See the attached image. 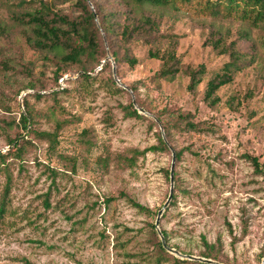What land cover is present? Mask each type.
Instances as JSON below:
<instances>
[{
    "label": "rangeland",
    "instance_id": "obj_1",
    "mask_svg": "<svg viewBox=\"0 0 264 264\" xmlns=\"http://www.w3.org/2000/svg\"><path fill=\"white\" fill-rule=\"evenodd\" d=\"M19 1L0 0V153L11 150L9 139L30 131L20 125L25 101L35 131L53 133L58 123L64 126L54 149L31 135L23 158L8 159L13 183L9 212L0 222V264H158L162 239L152 225L169 198L166 172L172 167L177 201L160 221V230L169 234L167 247L204 258L206 238L220 264H264V177L245 158L264 164V31L239 19L136 7L138 17H156L161 33L177 37L183 73L168 81L156 78L162 62L149 58L151 42L136 38L126 44L116 34L126 23L128 3L92 0L93 11L94 2L116 33L102 32L98 55L83 59L93 81H82L81 66L69 65L58 86L62 54L31 46V28L11 20ZM44 1L60 16L82 14L75 0ZM27 2L33 11L37 3ZM96 23L101 28L98 16ZM213 38L236 42L243 60L253 63L219 90L221 103L212 108L205 102L207 82L231 60L213 49ZM156 46L164 51L169 43ZM126 50L139 60L134 68L112 56ZM202 65L206 75L192 93L186 73ZM130 105L142 118L127 116ZM183 116L199 130H188ZM159 135L167 149L139 154L133 167L121 163L122 157L159 146ZM5 186L2 175L0 197ZM126 196L153 214L139 212ZM167 252L160 264L190 261Z\"/></svg>",
    "mask_w": 264,
    "mask_h": 264
},
{
    "label": "trees",
    "instance_id": "obj_2",
    "mask_svg": "<svg viewBox=\"0 0 264 264\" xmlns=\"http://www.w3.org/2000/svg\"><path fill=\"white\" fill-rule=\"evenodd\" d=\"M68 1V0H66ZM92 0H75V5L81 10L82 14L77 19H69L66 16L58 15L52 8L50 3L44 0H31L32 4L37 3V6L33 11H27L30 6L27 0L19 1L17 5V12H14L11 20L14 25L28 26L33 32V37H29V41L32 47L36 50L47 51L50 53L58 52L62 56L60 63L56 70V81L58 86L60 82L68 75L63 67L69 65L81 66L83 73L80 75L81 80L89 83L94 78L89 75L87 69L84 67V58L98 55L101 48V34L104 32L107 36H112L116 31L111 25L110 19L104 18V14L100 12V8L97 3L93 2L95 12L91 7ZM128 3L131 8L128 16L126 17V23L120 26L119 31L116 33L121 37L124 43L129 44L136 38H145L147 43L153 45L148 52L149 58L153 60H159L162 62V68L156 74V78L173 81L175 78L183 73L180 67V59L177 55L178 40L173 34L161 33V22L156 17L142 15L138 17L135 12V8L149 5L157 8H175L177 10L185 9L192 11L197 16L203 18L213 19H239L243 22L250 23L254 28L264 31V0H122ZM135 5V7H134ZM98 16L101 28L96 23L95 16ZM247 35H242L241 38H245ZM161 41H166L169 46L166 50H162L160 46H156ZM215 51L221 56L227 55L230 57V61L225 64L221 71L215 76L210 78L207 82L205 89V102L210 107H215L221 103V97L218 92L221 88L231 84L234 81L235 75L238 72L244 70L247 65L252 62L244 61V54L236 49V42H232L227 45L221 38H213L210 43ZM112 56L116 63L127 62L131 68H134L139 64V60L133 55H130L126 50L123 56H120L116 51L112 53ZM3 66H7L3 64ZM190 77V83L188 90L194 92L199 85L203 83V77L206 75L205 66H200L196 70L188 69L186 73ZM113 86L116 88V81L112 80ZM65 90H58L62 92ZM118 92H123L122 88H117ZM43 95H36V98L41 100ZM26 112L22 114L20 125L28 135L24 137L19 135L15 138L9 139V145L12 146L11 150L7 153H0V177L3 175L6 178V186L3 190V195L0 197V222H2L9 212L10 204V192L13 183V177L11 174L10 164L8 159L14 157L18 160L23 158L25 153V145L31 144L25 138L34 135L40 140L48 141L51 148H55L59 143V133L62 130L64 124L58 123L56 130L53 133L50 132H38L35 131L32 126L34 122V114L28 103H24ZM130 108H126V114L130 117L142 118L138 111ZM187 122V129L197 131L198 126L188 121V116L182 117ZM88 134L87 131L84 132ZM23 137V139H22ZM159 146L151 147L150 149L143 151L142 153L135 152L132 157H122L121 163L128 167H133L137 156L144 155L148 151H158L167 149L166 143L161 135H159ZM22 139V140H21ZM182 156V153H177V160ZM249 162L252 163L255 172L264 177V164L259 161L257 157L246 156ZM108 159L101 160L102 163L107 165ZM166 176L171 181V171L166 172ZM174 181H176V174L174 171ZM176 191V187L174 188ZM124 196V195H123ZM128 202L136 208L139 212L147 215H152L153 211L127 197ZM49 198L46 199L45 205L50 208ZM177 201L176 192L173 195V200L170 206H174ZM155 232V225H152ZM165 239L168 242L169 234L167 231L162 230ZM205 247L208 251L202 255V257L217 260L210 251L212 246L209 245L206 238H203ZM160 256L158 257V264L166 260V256H169L167 250L164 248L162 242L158 244ZM190 261L175 260V264H190ZM25 264H31L25 261ZM207 264V263H196Z\"/></svg>",
    "mask_w": 264,
    "mask_h": 264
},
{
    "label": "water",
    "instance_id": "obj_3",
    "mask_svg": "<svg viewBox=\"0 0 264 264\" xmlns=\"http://www.w3.org/2000/svg\"><path fill=\"white\" fill-rule=\"evenodd\" d=\"M96 21H97V15L95 16ZM109 59H113L112 57H109ZM114 75L116 76V71H114ZM141 113H144L142 110L140 111ZM174 187H175V181H174V167H172L171 169V192L169 195V198L166 202V204L164 205L163 209L159 212L158 214V218L155 224L156 230L158 231L161 239H162V244L164 246L165 249H167L169 252L177 255L178 257L183 258L184 260H190V261H200L202 263H207V264H220L214 260L211 259H207V258H200V257H195V256H183L180 252L174 250V249H170L167 247L166 245V239L162 233V231L160 230V221L161 218L164 214V212L166 211V209L170 206L172 200H173V195H174Z\"/></svg>",
    "mask_w": 264,
    "mask_h": 264
}]
</instances>
